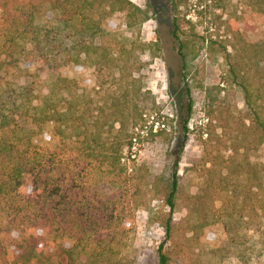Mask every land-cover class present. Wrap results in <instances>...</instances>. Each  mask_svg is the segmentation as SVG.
I'll list each match as a JSON object with an SVG mask.
<instances>
[{
  "label": "rangeland",
  "instance_id": "obj_1",
  "mask_svg": "<svg viewBox=\"0 0 264 264\" xmlns=\"http://www.w3.org/2000/svg\"><path fill=\"white\" fill-rule=\"evenodd\" d=\"M130 1L147 11L149 19L131 27L127 12H116L108 18L107 11L100 9L96 17L106 13L107 35L97 38L93 48L82 53L79 63L69 67L68 76L76 81L72 87L59 89L55 72L34 66L22 64L0 73V93L5 91L15 96L23 88L31 89L30 99L25 100L26 107L19 112L26 121L31 122L33 106L41 107L46 102L52 109L69 112L67 143L86 135L94 139L101 132L97 147L109 148L118 140L117 132L107 137L102 129L106 131L110 119L114 118L123 119L128 131L139 140L135 152L128 146L123 147L122 164L127 170L121 174L112 173L107 166L96 168L91 159L74 154L71 163L53 173L61 180L59 193L62 198L57 201L58 208L48 196L52 191L57 192V185L51 186V183L45 188L44 183L36 184L35 177L28 174L18 196L15 195L16 202L0 207L3 209L0 214V264L12 259L11 254H5L1 243H21L29 234L18 232L19 226L13 219L28 225L34 234L42 231L49 242L56 241L65 248L75 246L77 264H90L89 248L98 241L112 244L125 264H158L157 250L165 240L160 217L169 209L155 180L168 165V154H172L171 161L176 157L186 135L188 139L178 167L179 184L185 195L201 192L203 173L206 175L205 168L211 167V162L224 171L223 163L232 157L233 143L228 140V133L224 135L216 113L210 115L209 112L218 108L224 112L223 117H238L245 111L242 88L230 76L232 67L241 64L242 71L248 72L243 80L252 88L253 99L258 100L264 114V60L259 67L252 66L250 51V45L263 42L264 35L261 28L246 21L244 0H184L176 15L183 30L181 37L190 42L186 69L179 52L180 44L174 37L171 0ZM59 17L60 12L46 8L40 20L55 25ZM4 34L0 22V44L5 41ZM232 43L237 44L239 50ZM134 85L142 92L151 93L148 108L136 122L132 120L136 113L131 104ZM187 85L193 100L191 113L188 112ZM218 87L224 90L219 93ZM153 100L156 112L151 111ZM134 101L143 104L139 99ZM6 108L19 123L17 111L14 112L10 105ZM73 115L78 118L75 123ZM187 120L188 131L185 130ZM160 130L167 134L155 135ZM217 137H221V141ZM41 144L47 161V147L56 149L58 141ZM247 155L264 184V144L248 151ZM48 164L53 163L48 161ZM139 186L142 190L137 192ZM253 192H257L255 188ZM72 194L71 199L69 195ZM44 195L48 200L43 199ZM28 198L34 199L31 202L34 206L28 204ZM136 198L142 206L137 205ZM24 200L26 207H22ZM68 209L74 213V219L69 217ZM240 209L247 216L248 226L241 231L246 238L239 241L262 247L264 190ZM36 210H40L37 216ZM175 222L179 226L177 241L186 246L180 264H264V256H258L257 251H246L244 258L230 252L237 247L230 245L221 224L213 227L212 233L191 230L197 223V216L182 197ZM172 246L174 243L167 244L169 249ZM55 250L53 257L57 260L59 250Z\"/></svg>",
  "mask_w": 264,
  "mask_h": 264
},
{
  "label": "trees",
  "instance_id": "obj_2",
  "mask_svg": "<svg viewBox=\"0 0 264 264\" xmlns=\"http://www.w3.org/2000/svg\"><path fill=\"white\" fill-rule=\"evenodd\" d=\"M183 2L184 0H171L174 10V37L180 44L179 52L183 56L186 69V56L190 50V42L181 37L183 30L179 23L180 19L176 15ZM244 2L246 21L261 28L263 31L261 33L264 35V0H244ZM46 8L60 12V17L55 25H47L40 20ZM100 9L107 11L108 18L116 12H127L128 24L131 27L149 19L148 12L134 5L130 0H0V22L5 29V41L0 44V73L18 68L22 64L34 66L39 70L55 72L57 74L56 85L59 89L72 87L76 81L68 76L69 67L79 63L82 53L93 48L97 38H104L107 35L108 21L106 18L104 19L106 13L96 17ZM232 45L235 49L238 48L237 44L232 43ZM250 51L252 66L259 67L264 60V40L251 44ZM242 68L244 67H241V64L232 67L230 76H232V81L242 88L246 105L245 111L238 117L228 115L223 117L224 112L218 108L209 112L210 115L216 113V118L222 122L221 128L225 131L224 135L228 133V140L233 143L232 157L223 163L225 164L223 170L226 173L219 170L214 161L211 162V167L205 168L206 175L203 173L205 179L201 192L190 196L185 195L179 184L178 167L188 139L186 135L176 157L171 161L172 154H168V165L155 180V186L160 188L159 193L164 196V202L169 209L167 214L160 217L161 225L165 231V240L157 250L158 264H180L179 260L184 258L186 246L177 241L179 226L175 222V213L181 197L197 216V223L192 226L191 230L196 233L199 230H207L212 233L213 227L221 224L230 245L237 247V250L230 251L234 252L236 257L244 258L245 252L248 250L257 251L258 256H264V243L262 247H257L249 244V241H239L240 238H246L241 231L242 228L248 226L247 216L241 213L240 208H243L248 200H251L253 196H259L264 190L260 172L250 162L247 155L248 151L264 144V114L258 100L253 99L252 88L243 80L248 72L242 71ZM258 73H260L259 70ZM133 88L134 97L131 99V104L134 106L136 115L132 120L136 122L138 117L142 118V111L148 108L147 102L151 99V93L150 91L142 92L140 87L135 85ZM186 89L188 112L191 113L193 100L188 85ZM217 89H219V93L224 90L221 87ZM1 93L0 207L3 204L12 206L16 202L15 195L18 196L17 192L22 188L25 177L32 174L36 179L35 183L42 182L45 184V188H48L47 186L51 183V186L56 187L57 185V192L52 191L48 196L58 208L57 201L62 198L59 193L61 180H57L53 173L63 165L71 163L70 158L74 154L91 159L92 166L96 168L107 166L112 173L120 172L117 174H121L127 170L122 164L123 147L128 146L131 149L133 136L128 131V125L123 119H110L108 129L106 131L102 129L107 137H111L115 131L117 132L115 136L118 140L112 142L109 148L97 147L101 132L94 139H91L90 135H86L83 139L72 138L70 144L65 141L67 127L71 121L69 112L61 111V108L52 109L46 102L41 107H32V119L31 122H28L21 118L23 113L19 112L26 107L25 100L30 99L31 89L23 88L15 96L12 93L5 94V91H1ZM13 93L16 92L13 91ZM210 93L212 92L210 91ZM135 99H139L143 104L136 103ZM8 105L12 106L14 112L17 111V116H20L18 117L19 123L15 117H12L13 115L7 113ZM156 109V102L153 100L151 111L156 112ZM77 119L75 115L72 116L74 123ZM187 123L188 120L185 124L186 131L189 130ZM117 124L119 125L118 129H116ZM163 133L167 134L165 130H160L155 135ZM217 138L221 141V137ZM54 140L58 141L56 146L60 148L51 150L47 147L49 159L46 161L44 160L46 156L42 154L41 142H53ZM241 150L244 151L241 153ZM48 161L53 164L48 166ZM142 181L144 180L142 179ZM254 188L256 193H252ZM136 190L137 192L142 190L141 186ZM73 194L69 195L71 199ZM43 199L48 200L45 195ZM33 200L28 198V204ZM25 202L24 200L22 207H26ZM136 202L137 205L142 206L137 198ZM31 205L34 206L32 203ZM19 208V210L23 209L21 205ZM1 210L0 214L3 213ZM39 211L36 210L35 216L39 214ZM66 211L69 217L74 219V213L69 209ZM13 220L19 226L18 232L22 233L23 231V234L29 232V234L25 235L21 243H1L5 254L12 256L7 264H77L75 246L65 248L61 243L57 244L56 241L49 242L42 235V231L39 230L34 234L28 225L20 223L18 219ZM33 224H36L35 220ZM21 225L23 229L20 228ZM168 243H174V246L169 249L167 248ZM55 249L59 250L57 260L53 257ZM89 250L90 264H125L123 259L119 258L117 249L107 242L98 241Z\"/></svg>",
  "mask_w": 264,
  "mask_h": 264
},
{
  "label": "built area",
  "instance_id": "obj_3",
  "mask_svg": "<svg viewBox=\"0 0 264 264\" xmlns=\"http://www.w3.org/2000/svg\"><path fill=\"white\" fill-rule=\"evenodd\" d=\"M141 133H143V131ZM138 146H139L138 138L137 137H133V139H132V147H131L133 152H135L137 150Z\"/></svg>",
  "mask_w": 264,
  "mask_h": 264
}]
</instances>
